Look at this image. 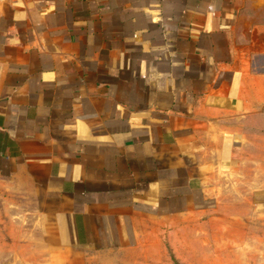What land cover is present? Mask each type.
<instances>
[{
	"label": "crops",
	"instance_id": "1",
	"mask_svg": "<svg viewBox=\"0 0 264 264\" xmlns=\"http://www.w3.org/2000/svg\"><path fill=\"white\" fill-rule=\"evenodd\" d=\"M163 241L264 264V0H0V264Z\"/></svg>",
	"mask_w": 264,
	"mask_h": 264
},
{
	"label": "rangeland",
	"instance_id": "2",
	"mask_svg": "<svg viewBox=\"0 0 264 264\" xmlns=\"http://www.w3.org/2000/svg\"><path fill=\"white\" fill-rule=\"evenodd\" d=\"M262 120H263L262 117H258L255 119L257 127L262 126V124H263ZM228 213H230V212H228ZM235 229L236 228L231 227L230 230L232 231ZM213 234H215V233H213ZM37 235H38V233H37ZM208 241H209V244L216 246V242L220 241V239L216 238V236L214 235V236H212V238H209ZM152 242H153V240L144 239V245L150 246V250H151V248H154ZM31 243H32L33 250H37V252H38L37 254L33 253V255H32V262L33 263L45 262L46 260H49V259L51 260L52 258H54L53 255L50 253L44 254L46 251L47 242L43 238H40L38 236L33 237L31 240ZM197 243H198L197 239H192L193 245H195ZM160 250L161 251L163 250L165 252V259H166L165 261H161L160 264H180V263H178V260L175 259L174 254L171 253L172 249L168 246L166 241L162 242V244L160 246ZM193 250L199 251V248L194 247ZM39 251H41V254H39ZM46 252H49V250H47ZM50 260H49V262H50ZM145 260H146V258H145ZM76 264H83V263H76ZM84 264H86V263H84ZM207 264H234V263L231 261V258H228V261H225V263H224L222 256H220L219 258H216L215 255H212V256H208Z\"/></svg>",
	"mask_w": 264,
	"mask_h": 264
}]
</instances>
